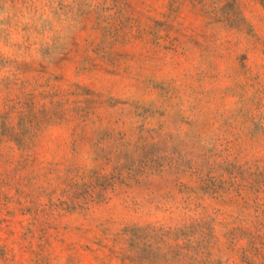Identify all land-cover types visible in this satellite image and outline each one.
I'll use <instances>...</instances> for the list:
<instances>
[{
    "label": "rangeland",
    "instance_id": "374dc122",
    "mask_svg": "<svg viewBox=\"0 0 264 264\" xmlns=\"http://www.w3.org/2000/svg\"><path fill=\"white\" fill-rule=\"evenodd\" d=\"M0 264H264V0H0Z\"/></svg>",
    "mask_w": 264,
    "mask_h": 264
}]
</instances>
